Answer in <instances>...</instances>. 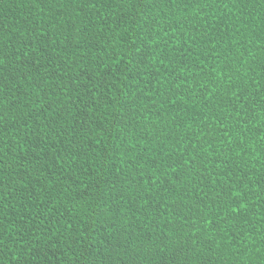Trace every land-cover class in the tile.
I'll return each instance as SVG.
<instances>
[{
	"label": "trees",
	"instance_id": "obj_1",
	"mask_svg": "<svg viewBox=\"0 0 264 264\" xmlns=\"http://www.w3.org/2000/svg\"><path fill=\"white\" fill-rule=\"evenodd\" d=\"M0 264H264V0H0Z\"/></svg>",
	"mask_w": 264,
	"mask_h": 264
},
{
	"label": "snow or ice",
	"instance_id": "obj_2",
	"mask_svg": "<svg viewBox=\"0 0 264 264\" xmlns=\"http://www.w3.org/2000/svg\"><path fill=\"white\" fill-rule=\"evenodd\" d=\"M3 63V61L2 60H0V64H2ZM3 243V241H0V244H2Z\"/></svg>",
	"mask_w": 264,
	"mask_h": 264
}]
</instances>
